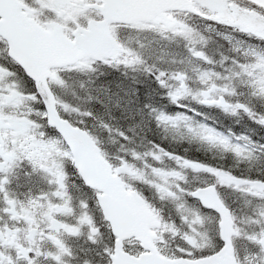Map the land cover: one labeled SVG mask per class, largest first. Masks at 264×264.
Segmentation results:
<instances>
[{"label": "snow or ice", "instance_id": "obj_1", "mask_svg": "<svg viewBox=\"0 0 264 264\" xmlns=\"http://www.w3.org/2000/svg\"><path fill=\"white\" fill-rule=\"evenodd\" d=\"M0 264H264V0H0Z\"/></svg>", "mask_w": 264, "mask_h": 264}]
</instances>
